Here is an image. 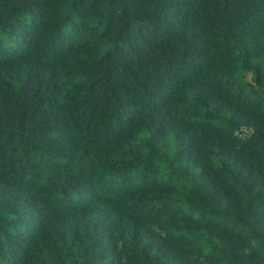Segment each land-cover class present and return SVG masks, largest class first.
Returning a JSON list of instances; mask_svg holds the SVG:
<instances>
[{
	"label": "trees",
	"instance_id": "16d2710c",
	"mask_svg": "<svg viewBox=\"0 0 264 264\" xmlns=\"http://www.w3.org/2000/svg\"><path fill=\"white\" fill-rule=\"evenodd\" d=\"M238 229L264 239V0H0V264H198L204 235L254 264Z\"/></svg>",
	"mask_w": 264,
	"mask_h": 264
},
{
	"label": "clouds",
	"instance_id": "9594fccd",
	"mask_svg": "<svg viewBox=\"0 0 264 264\" xmlns=\"http://www.w3.org/2000/svg\"><path fill=\"white\" fill-rule=\"evenodd\" d=\"M148 139V134L144 133L140 140L137 142L140 144L141 148L143 149L142 155L147 157L148 155V149L143 146V142ZM169 143H171V138L169 137ZM239 147V146H238ZM173 151H175V148H173ZM161 157L163 156V152H161ZM143 165H141L142 167ZM164 169H167V165L163 166ZM218 167V166H217ZM256 191H260V189H257ZM255 195V192L253 193ZM201 218V214L197 212L194 216V219L199 221ZM205 219L210 220L212 217L208 214H205ZM150 227H154V225H149ZM11 231V230H10ZM155 231L160 232L161 236H165V232H161L160 229L156 228ZM178 234V235H182ZM237 237L241 241L240 245V251L242 255L248 259L254 262V264H264V239H261L259 236L255 235L251 230L245 229V230H237ZM189 239H195V237H189ZM148 242L145 241L144 244H147ZM199 247L203 249L204 255L197 257L196 255H192L190 259L197 260L198 264H210L209 259H206L205 257H210L213 255H216V253L213 252V245L208 243V237L206 235L203 236L202 239L198 241ZM143 246V245H142ZM35 251V250H34Z\"/></svg>",
	"mask_w": 264,
	"mask_h": 264
}]
</instances>
